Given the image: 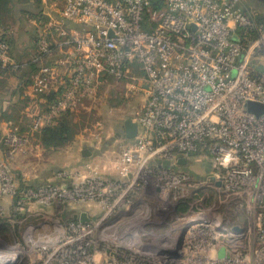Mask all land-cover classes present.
<instances>
[{"label": "built area", "instance_id": "2783aa9c", "mask_svg": "<svg viewBox=\"0 0 264 264\" xmlns=\"http://www.w3.org/2000/svg\"><path fill=\"white\" fill-rule=\"evenodd\" d=\"M60 1L61 16L83 30L66 42L74 50L64 92L32 118V132L95 98L108 79L128 80L135 69L144 74L145 104L135 120L136 141L122 148L116 164L118 178H101L86 165L57 174L73 180L70 186L47 182L20 188L10 163L26 151L29 138L17 127L6 129L0 141L6 147L0 200L14 198V223L30 203H98L103 219L121 213L147 191L188 205L192 184L188 174L177 170L179 161L210 155L213 184L238 201L246 219L212 224L204 221L205 213L199 215L201 221L190 223L174 260L184 259V248L185 264H264V114L248 111L249 103L264 105V73L256 74L251 65L264 52V28L246 48L236 32L253 24L240 0H164L162 9H154L151 0ZM52 28L67 36L59 24ZM38 47L43 60L51 56L47 39L41 37ZM9 60V46L0 38V64ZM57 78L55 67L41 64L30 96L47 94ZM3 211L0 204V216ZM71 226L84 234L93 230L90 223Z\"/></svg>", "mask_w": 264, "mask_h": 264}, {"label": "rangeland", "instance_id": "374dc122", "mask_svg": "<svg viewBox=\"0 0 264 264\" xmlns=\"http://www.w3.org/2000/svg\"><path fill=\"white\" fill-rule=\"evenodd\" d=\"M59 5L61 7V2ZM9 25L8 34L11 35L17 30L14 29V24ZM144 83V74L138 69L133 71L128 80L117 81L110 78L102 83L95 98L82 103L68 117L71 138L66 147L59 149L56 155L48 153L54 152L52 150L44 153L42 150L32 151V141H41L40 134H31L28 116H19L18 121L7 124L8 128H19L29 136L31 143L27 145L25 152L15 156L10 167L11 164L15 167H29L32 159L37 157L34 159L36 162L45 164L43 170L58 173L68 166L65 162H68L69 156L74 152L80 162H91L80 156L78 148L81 146L80 142L86 144L85 148H91L86 140L99 135L101 145L104 144L102 146H107L110 151L103 152L110 156V172H96L104 179L114 176L113 167H116L121 157L122 148L133 143L123 136V123L125 120L135 121L138 118L146 99L142 87ZM210 159V155H199L188 158L183 166H178L177 170L188 174L191 180L192 196L188 205L177 203L172 198L164 199L163 195L148 191L135 202L131 216L118 213L110 218L109 213L103 219V209L98 203L65 202L57 206L61 210L65 207L67 211L73 208H86L90 211L94 217L90 223L93 226L92 232L84 234L77 226L72 227L69 220L56 215L30 221L21 228H9L16 231V234H10L11 237L8 234V239L0 236V255L11 256L3 264H185V249L183 248L184 259L180 261H175L178 258L175 253L182 233L191 220L199 221L198 216L204 213V221L212 224L227 219L243 223L246 219L238 210V201L228 199L222 189L213 184L214 171ZM85 166L86 164L83 168ZM91 168L94 170L93 164ZM92 204L96 206L94 213L89 207Z\"/></svg>", "mask_w": 264, "mask_h": 264}, {"label": "crops", "instance_id": "0c3cea01", "mask_svg": "<svg viewBox=\"0 0 264 264\" xmlns=\"http://www.w3.org/2000/svg\"><path fill=\"white\" fill-rule=\"evenodd\" d=\"M34 1L35 0H30L29 2L30 4L28 8L35 7ZM39 2L42 7L41 19L44 20L45 22H38L37 20L24 21L26 24V30L24 29L25 31H22L21 33H18V31H14L15 42L17 44L16 46L17 50L24 51L31 46V39H29V35L27 34L28 32H31L32 34L35 33L34 35L37 36V39L39 38V40L41 37H44L45 39L48 40L49 45H50V50H51V56H49L46 60L47 65L55 67L59 73V78L54 80L55 86H52L50 91L47 94L34 98L30 96V89H25L23 93L19 92L20 91L19 87L21 83L19 79L10 78L6 81L4 80L2 81V78H0V114L10 113L11 112L10 109L12 108V106L16 103L17 104L20 103L19 101L23 100L24 104L22 103V106L24 105V108L20 112V115L28 116L30 123L32 121V118L38 112L46 108L47 106L46 100L49 99L51 93L56 94L59 91H62V93L64 92L65 85L69 79V76L71 74V69H72L71 65L68 64L67 61L69 60L70 56H72V52L74 50L73 45H70V44L68 45L66 42L69 41L73 36L81 35L82 30H83V26L81 24L74 23V22H68L61 16V12L63 10V4L60 0H39ZM59 2H61V7L59 5ZM240 2H241L242 11L244 12V14L247 15V17L250 19L251 23L253 24L252 29L259 28L258 32H260V28L262 27L264 28V3L261 0H240ZM52 24H55V25L59 24V26H61L65 30V32L67 33V36L61 37L57 32L54 31V29L52 28ZM238 30H239L238 35L241 36L240 31L241 30L245 31V28H239ZM259 34H261V32ZM244 35L248 36L246 34ZM247 39H250V38H247ZM255 41L256 40L250 42L249 45L251 46ZM26 51H32V50H26ZM251 65L254 71L256 72V74H263L264 73V52L256 56ZM39 70L40 68L38 69V72ZM8 91H10V93ZM11 93H14V95L12 96ZM7 124L8 123H6L5 121H0L1 134H3L8 128ZM30 129H31V126H30ZM31 134L33 135L36 134L37 136V134H40V132L33 133L31 130ZM22 135L28 136L23 133ZM97 136H98V139L96 138ZM105 139H108V138H105ZM81 140L83 141L82 138ZM86 142H87V145H89V147L91 148H85L86 144L84 142H80L81 146L78 148V153L80 154V156H82V151L84 149L91 150L92 155L90 157L84 158L82 156V158L89 159L91 162L89 161L85 163L80 162L77 158L76 153L74 152L69 156L67 160L68 162H65L66 165L68 166L64 168L63 170L74 171V170L82 169L85 164L86 165L91 164L90 166H92L93 164V167L96 171L101 172V171L106 170L110 172V156H107L105 155L106 153H103V152L108 153L110 151H108L109 149L107 148V146L104 147L102 146L104 144L101 145L99 135L94 136L93 139L86 140ZM29 143H31V141ZM39 143L41 144L39 139L32 141V145L34 147V150L32 149V151L37 152L38 150H42V153H44V151H47L46 149L44 150L43 146H41ZM5 150H6V147L0 145V160H3L5 158ZM52 151L54 152H48L51 156L59 153L57 152L58 150L56 151L52 150ZM98 153H101L102 155ZM63 158L66 159L65 156H63ZM34 159H37V157ZM34 159H32V164H30L29 167H24L20 165L15 167V165L12 166L11 164V170L14 175L15 181L20 187L38 186L41 184H45L47 182H53L57 185L70 186L71 183L73 182V180L71 181L70 179L69 180L58 179L57 174L63 170H60L58 173L49 172L47 168H46L47 170H43L45 167V164L38 163ZM113 169H115L114 170L115 174H112L114 176H110L109 178L107 177V179L120 177L119 173H117L116 171L115 166L113 167ZM147 193L148 191L145 194ZM13 201H14V198L10 196H4L0 200V204L4 210L3 215L0 216V224L7 223V224H10L12 227L21 228L22 226H24L30 221L42 220L43 218H46V216L48 215H56L62 218L63 220L72 219L75 221V217L83 213L87 214V216L91 219V222L94 220V217H92V214L90 213L89 210H86V208L85 209L82 208L81 210H76V208H73V210L67 211L64 209L65 208L64 207L62 211L61 208L57 205H52L49 207H41L36 203H30L26 205L24 209L16 216L17 220L14 223L13 218H12ZM135 204L136 203L133 201L130 204V206L125 208L121 213H126L127 216H131L134 212L133 207ZM89 207L91 208V212L94 213L96 206L92 204Z\"/></svg>", "mask_w": 264, "mask_h": 264}, {"label": "trees", "instance_id": "16d2710c", "mask_svg": "<svg viewBox=\"0 0 264 264\" xmlns=\"http://www.w3.org/2000/svg\"><path fill=\"white\" fill-rule=\"evenodd\" d=\"M30 0H0V38L9 46V63L7 65L0 64V78L2 81H6L10 78H17L20 80V91L23 93L25 89H29L32 80L41 64L47 65V57H40V51L38 47L37 36L28 32L29 39H31V46L26 50L32 51H19L17 50V44L15 42L14 32L9 35L8 29H10L9 24H14V29L21 33L26 30V24L24 21L37 20L38 22H45L41 19L42 16V7L39 0H35V7L28 8ZM152 6L154 9H162L165 4L164 0H151ZM25 29V30H24ZM259 29V28H258ZM258 29H245V31H240L241 36L236 32L237 37L241 40L244 46L249 47V43L258 40L260 38V32ZM244 34L248 35L245 36ZM31 35V36H30ZM250 38V39H247ZM255 41V42H256ZM254 42V43H255ZM14 59V60H13ZM43 60V61H42ZM109 80V79H108ZM16 91V90H15ZM10 93V91H8ZM16 93V92H15ZM12 96L14 93H11ZM62 94V91L54 94L51 93L47 101V104H50L56 101ZM49 101V102H48ZM52 101V102H51ZM10 109V113L0 114V121H5L6 123L16 122L19 120L20 112L23 110L24 101H19ZM72 115L71 112H64L52 125H49L42 129L40 132L41 143L44 149L46 150H59L66 147V143L71 138V128L69 123V118ZM64 117V118H63ZM22 134V131H20ZM2 134L0 132V141ZM20 187V188H24ZM35 187V186H32ZM69 222L74 223L72 219ZM9 228L17 229L18 227H12L10 224H0V236L7 237L8 234H16V231H11ZM11 237V235H10Z\"/></svg>", "mask_w": 264, "mask_h": 264}, {"label": "water", "instance_id": "95a60500", "mask_svg": "<svg viewBox=\"0 0 264 264\" xmlns=\"http://www.w3.org/2000/svg\"><path fill=\"white\" fill-rule=\"evenodd\" d=\"M248 111L250 113H253L254 115H256L257 117H259L260 115L264 114V105L262 104H257V103H249L248 104ZM124 127V134L123 136L129 140V141H136L137 135H138V125L134 120L128 119L124 121L123 124ZM120 137L122 135H119ZM92 155L91 150L89 149H84L82 151V156L84 158H88ZM185 163V160L181 159L179 161V165H183ZM219 185V184H218ZM79 220V222L81 223H91V219L87 216V214L83 213L79 216L75 217V221ZM189 226L186 228V230L182 233V236L180 238V242H179V246H178V250L181 249L184 239H185V235L186 232L188 230ZM224 251H221L220 256L222 257Z\"/></svg>", "mask_w": 264, "mask_h": 264}, {"label": "bare ground", "instance_id": "6f19581e", "mask_svg": "<svg viewBox=\"0 0 264 264\" xmlns=\"http://www.w3.org/2000/svg\"><path fill=\"white\" fill-rule=\"evenodd\" d=\"M192 222H190V223H198V222H200L201 220L199 219V221H193V220H191ZM11 256H6V255H0V264H3L4 262H6L9 258H10Z\"/></svg>", "mask_w": 264, "mask_h": 264}]
</instances>
